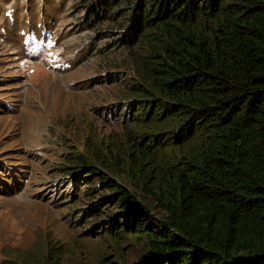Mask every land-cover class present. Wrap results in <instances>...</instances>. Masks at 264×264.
I'll use <instances>...</instances> for the list:
<instances>
[{"label":"trees","instance_id":"1","mask_svg":"<svg viewBox=\"0 0 264 264\" xmlns=\"http://www.w3.org/2000/svg\"><path fill=\"white\" fill-rule=\"evenodd\" d=\"M75 1L92 54L123 57L115 170L158 208L105 177L104 235L142 242L136 264H264V0ZM48 247L38 264H60Z\"/></svg>","mask_w":264,"mask_h":264},{"label":"rangeland","instance_id":"2","mask_svg":"<svg viewBox=\"0 0 264 264\" xmlns=\"http://www.w3.org/2000/svg\"><path fill=\"white\" fill-rule=\"evenodd\" d=\"M76 4L0 0V264H38L48 246H62L60 264H136L146 253L134 237L104 235L118 231L109 223L121 209L104 201L103 178L150 215L158 208L115 170L122 129L106 108L123 94V57L110 48L92 54ZM82 161L102 176L82 178Z\"/></svg>","mask_w":264,"mask_h":264}]
</instances>
